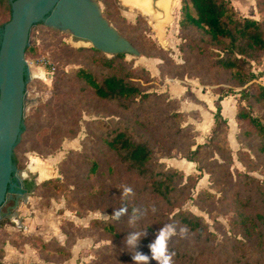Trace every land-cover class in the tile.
Here are the masks:
<instances>
[{
	"label": "rangeland",
	"instance_id": "rangeland-1",
	"mask_svg": "<svg viewBox=\"0 0 264 264\" xmlns=\"http://www.w3.org/2000/svg\"><path fill=\"white\" fill-rule=\"evenodd\" d=\"M94 1L102 11V3L99 0ZM114 2L119 17L113 15L111 19L116 22L119 30L132 39L137 48L126 39L130 45L140 52L137 56L128 51L122 52L125 54V60L130 67L142 68L155 79L148 91L164 93L167 95L166 99L174 100L168 111L182 112L180 124L186 125L192 137L191 140L180 142L182 146H171V152L168 153H165L164 147L156 146L158 161L165 167L183 172L182 182L186 181V175L195 177V180L188 182L190 186L193 185L189 195L183 197L179 208L170 209L151 195L137 191L142 185V180L127 171L124 165L113 160L109 153L100 157L98 171L91 174L86 157L95 155L98 137L104 127L98 124L99 121L110 123L130 115L120 111L110 102L98 100L91 91L82 96L76 95L71 86L66 85L61 89V96L52 99L50 105L40 110V116L34 114L33 126L29 132L24 135L20 133L16 151L22 168L16 167V171L20 178L29 179L30 185L21 193L16 206L9 199L1 206L0 222L6 220L0 230V235L5 233L1 235V239L15 240L17 235H31L24 230V225L33 231L47 228L48 231L44 235L56 239V229L59 227L62 231L61 223L68 220L73 224L63 225L69 241L74 239L70 257L62 262L52 263L35 255L33 264H118L104 251L106 245L111 242L101 231L81 228L87 226L90 219L115 221L121 234L116 246L123 249L128 247L125 238L130 232L146 231V236L141 239L148 238L150 241L163 225L175 224L177 232L169 244L186 251L197 264H264V253L247 251L239 246L236 240L245 239L241 230L231 224V219L234 218L231 194L241 188L243 195L258 199L261 197L260 191H264V155L255 150L258 139L238 136V131L244 124H238L233 118L238 104L245 105L243 100H239L238 88L224 94L221 100V112L228 124L225 131L219 135L218 141L230 150L229 155L207 147L201 151V167L196 162L186 160L182 147L193 149L197 144L206 143L211 135L212 112L215 110L214 101L217 95L212 92L210 86L204 85L208 83V79L202 83L193 76L182 77V70L175 65L182 62L179 52L181 40L178 37L180 0H173L166 31L161 36L153 32L149 20L141 11L122 5L119 0ZM231 2L241 14L251 17L264 16V12L256 14L255 0ZM5 19V15L0 16V21ZM130 24L133 26L129 29L127 26ZM33 39L39 49L36 55L25 58L29 69V79L25 84V117L52 94L57 74L67 75L72 68L79 65L80 59L63 53L61 47H57L58 43L63 42L74 48L92 47L76 46L72 44L71 33L43 23L36 27L34 36L31 32L30 41ZM102 53L111 56L106 52ZM252 109L254 115L264 113L257 106ZM35 113L37 114V111ZM217 163L223 164L229 175L223 176L219 168H224L217 167ZM47 179H54L52 187L39 188L38 185ZM59 184H64V187L55 188V185ZM126 187L132 190L128 195L123 194ZM260 205L261 203L256 202L252 210L259 209ZM75 207L83 210L85 214L77 216L73 211ZM121 208L126 211L119 219H115L113 213ZM179 209L201 216L206 223L207 233L197 237L185 231L181 235L182 227L173 218V213ZM35 215L40 219L50 215L49 227L48 223L46 226L42 220L41 222L34 219ZM29 216L30 218H27ZM62 233L64 243L66 235L63 231ZM139 245H143L141 240ZM6 249L7 258L3 263L11 264L13 257L9 254V248ZM138 250L144 253L149 251L146 244ZM31 251L28 250L29 257H33ZM52 252L48 249L45 254L54 255ZM99 256L103 257V263L95 261ZM127 264H132V261ZM151 264H155V261ZM172 264L187 263L172 257Z\"/></svg>",
	"mask_w": 264,
	"mask_h": 264
},
{
	"label": "trees",
	"instance_id": "trees-1",
	"mask_svg": "<svg viewBox=\"0 0 264 264\" xmlns=\"http://www.w3.org/2000/svg\"><path fill=\"white\" fill-rule=\"evenodd\" d=\"M99 1L103 6L101 11L103 17L120 35L136 47L132 39L119 30L115 25L116 22L111 19L113 15L119 17L114 0ZM255 8L259 14H263L264 0H255ZM10 14V0H0V16H6L5 20L0 21V29L10 19ZM40 24L42 22L32 27L33 36L36 27ZM131 26L133 25L130 24L127 27L130 29ZM178 37L181 40L179 52L182 55V62L175 65L182 70L181 76H193L202 83L208 79V83L204 85L210 86L212 92L217 95L214 101L215 110L212 112L211 135L206 143L197 144L193 149L182 147L186 160L196 162L201 167L200 164L203 162L201 151L207 147H211L212 151L218 149L217 151L229 155L230 150L218 141L219 135L225 131L228 124L221 112V100L224 94L235 88L239 90V100L245 102L244 106L238 104L234 114L235 121L238 124H244V127H240L238 136L256 137L258 141L255 150L264 155V113L254 115L252 109L253 106H257L264 112V83L259 80L262 73H256L253 70V67L260 64L264 58V16L260 15L256 19L242 15L235 9L231 0H180ZM57 47H61L63 53H69L70 56L80 59L79 65L72 68L67 75H56L52 94L23 119L21 134L29 132L33 126L34 114L40 116V110L50 105L52 99L61 96V89L64 86H71L72 92L81 96L91 91L98 100L110 102L120 111L128 112L130 116L118 118L110 123L99 121L98 124L104 127L98 137L99 143L96 146L95 155L86 157L89 172L95 174L100 166V157L109 153L113 160L124 165L127 171L134 173L142 180V185L137 191L151 195L170 209L179 208L183 197L189 195V190L193 186H190L188 182L195 180V177L186 175V181L182 182L183 172L176 168L165 167L158 161L156 150V146L160 145L165 148V153H168L171 152V146L181 145L180 142L183 140L192 139L186 125L180 124L182 112L168 111L174 100L166 99L167 95L164 93L148 91L155 79L142 68L130 67L122 52L106 56L94 47L74 48L63 42H59ZM38 49L34 39L32 42L29 40L24 57L36 55ZM16 147L17 144L13 148L12 160L13 164L20 169L22 164L18 161ZM217 167L225 166L217 163ZM219 169L223 176L229 175L228 169ZM53 182L54 179H47L38 187L47 189L52 187ZM56 186L61 188L64 184L55 185V188ZM260 188L261 186L257 187V190ZM260 193L261 197L258 199L243 195L241 188L231 194L234 211L231 224L241 230L245 239V241L236 240L242 249L264 253V191ZM256 202L261 205L259 209L252 210ZM80 210L78 207L73 208L77 216H83L85 212ZM173 218L194 236L200 237L207 233L206 223L195 213L179 209L173 213ZM5 221L0 222V230ZM64 223L73 224L68 220L61 223V230L66 235L64 243H59L53 238L43 240L38 235H17L16 238L20 237V239L15 238L11 241L1 239V235H5L2 233L0 264H2L1 258L4 256L5 244L18 249L29 245L36 250L40 259L52 263H59L69 258L74 239L69 241ZM81 228L101 231L111 242L106 245L104 251L110 254L118 264H127L131 260V255L134 254L133 249L116 246L121 234L115 221L92 218L87 226ZM141 242L143 245H139L138 249L145 244L148 245L150 241L146 238L141 239ZM168 247L174 253L173 258L176 260L187 264H197L195 259L181 248L170 244ZM48 249H51L54 255L45 254ZM95 261L103 263L104 260L99 256Z\"/></svg>",
	"mask_w": 264,
	"mask_h": 264
},
{
	"label": "water",
	"instance_id": "water-1",
	"mask_svg": "<svg viewBox=\"0 0 264 264\" xmlns=\"http://www.w3.org/2000/svg\"><path fill=\"white\" fill-rule=\"evenodd\" d=\"M126 7L141 11L153 32L166 31L173 0H119ZM10 19L0 29V208L9 199L14 206L26 189L15 190L12 177L18 176L12 153L19 140L26 116L25 84L29 79L24 51L32 27L38 23L71 33L76 46H92L114 55L138 52L102 16L94 0H10ZM16 193V196L13 195Z\"/></svg>",
	"mask_w": 264,
	"mask_h": 264
},
{
	"label": "clouds",
	"instance_id": "clouds-1",
	"mask_svg": "<svg viewBox=\"0 0 264 264\" xmlns=\"http://www.w3.org/2000/svg\"><path fill=\"white\" fill-rule=\"evenodd\" d=\"M131 188L124 189V195L131 193ZM126 209L121 208L113 213L115 219H119L121 215L124 214ZM130 223H132L130 221ZM186 229L181 228L180 234L183 235ZM177 228L175 224H165L159 228L155 233L153 238L148 243L147 247L149 249L148 253H144L138 250V246L142 237L146 236V231L141 233L140 231H133L128 233L125 238V243L128 247L133 249L131 255L132 264H151L155 261V264H172V257L174 253L170 251L168 244L170 239L176 235Z\"/></svg>",
	"mask_w": 264,
	"mask_h": 264
},
{
	"label": "crops",
	"instance_id": "crops-1",
	"mask_svg": "<svg viewBox=\"0 0 264 264\" xmlns=\"http://www.w3.org/2000/svg\"><path fill=\"white\" fill-rule=\"evenodd\" d=\"M236 9V8H235ZM254 9H255V11H256V14L258 13L257 12V10H256V8H255V2H254ZM237 10V9H236ZM238 11V10H237ZM238 13H240L239 11H238ZM241 14V13H240ZM242 15H245V14H243L242 13ZM246 16H248V15H246ZM249 17H251V16H249ZM253 18H258L257 16H254L253 15ZM253 70L256 72V73H262V76L259 78V80L262 82V83H264V58L261 60V62H260V64H258V65H255L254 66V68H253ZM224 101V100H223ZM222 102H221V106H222ZM223 114V113H222ZM224 116V115H223ZM225 117V116H224ZM226 118V117H225ZM233 118H234V116H233ZM8 212V211H7ZM5 216L7 217V215H6V213H5ZM34 217V219H36V220H42L43 222H45V223H43V224H45L46 226H47V223H48V227H49V223H50V221H51V216L50 215H48V216H45L44 218H42V219H40V217H37L36 215L35 216H33ZM27 218H30V216L29 217H27ZM70 220H73V219H71L70 218ZM41 221V222H42ZM59 222H61V220L59 221ZM23 228H24V230H27L28 231V233H30L31 235L33 234V235H38V236H40L43 240H49L50 238H52V236H50V237H47L46 235H44V233H46V231H48L47 230V228H44V230H38V231H33L32 229H29L28 228V226H26L25 227V225L23 226ZM49 229V228H48ZM55 235H56V240L59 242V243H63V241H64V234L62 233V231H60V228L58 227V229H56V233H55ZM78 242V241H77ZM80 242V241H79ZM6 248H9V254H11V256L13 257V260H12V263L11 264H33L34 262H35V255L37 256V253H36V250L33 248V247H31V246H28V245H24L23 246V248H21V249H18V248H16V247H14V246H11V245H9V244H5L4 246H3V249H4V256H3V260H2V258H1V263L2 264H4L3 262H4V260H6V258H7V255H6ZM12 248V249H11ZM28 250H32L31 252H32V256L33 257H29V252H28ZM71 252H73V249L71 250ZM24 253H26L25 255H24ZM32 258V259H31ZM39 260V259H38ZM10 264V263H9Z\"/></svg>",
	"mask_w": 264,
	"mask_h": 264
},
{
	"label": "flooded vegetation",
	"instance_id": "flooded-vegetation-1",
	"mask_svg": "<svg viewBox=\"0 0 264 264\" xmlns=\"http://www.w3.org/2000/svg\"><path fill=\"white\" fill-rule=\"evenodd\" d=\"M151 2H153V0H151ZM12 182L15 183V190H19L21 187V189H26L30 185L29 179L21 178L20 180L18 178H15L14 176L12 177ZM13 195L16 196V193H13Z\"/></svg>",
	"mask_w": 264,
	"mask_h": 264
}]
</instances>
